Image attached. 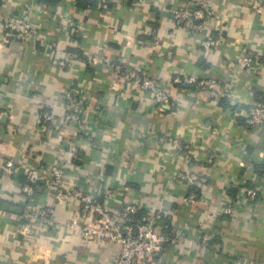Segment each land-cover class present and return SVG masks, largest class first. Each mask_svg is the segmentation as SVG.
I'll return each mask as SVG.
<instances>
[{
	"label": "crops",
	"instance_id": "1",
	"mask_svg": "<svg viewBox=\"0 0 264 264\" xmlns=\"http://www.w3.org/2000/svg\"><path fill=\"white\" fill-rule=\"evenodd\" d=\"M177 4L0 0V13L24 14L36 40L8 37L0 25V264H112L117 248L83 238L81 225L92 219L81 217L71 193L104 187L112 191L106 217H118L125 203L139 207L140 221L154 215L167 240L159 258L175 264L178 250L191 246L182 264H264V131L247 121L249 108L264 103V0H213L220 27L209 19L202 33L174 27ZM205 33L221 43L203 50ZM56 47L98 66L60 68L49 52ZM240 47L259 56L255 69L234 72ZM136 74L156 77L175 104H155L131 82ZM174 76L215 79L219 88L201 91L193 82L175 84ZM72 90L78 113L65 102ZM41 113L50 120L41 123ZM169 139L189 146L188 161ZM8 160L13 169L4 168ZM49 165L64 169L62 197L41 183L25 195L26 171ZM180 170L198 182L176 178ZM253 185L261 187L253 206L235 217L220 213L226 195ZM190 194L195 203L184 202ZM50 205L53 229L33 238L20 233L28 207ZM202 216L213 253L199 244Z\"/></svg>",
	"mask_w": 264,
	"mask_h": 264
},
{
	"label": "built area",
	"instance_id": "2",
	"mask_svg": "<svg viewBox=\"0 0 264 264\" xmlns=\"http://www.w3.org/2000/svg\"><path fill=\"white\" fill-rule=\"evenodd\" d=\"M135 3H141L143 0H133ZM177 5L172 10V23L174 27H185L193 33H202L204 22L209 19L215 20V25L219 29L220 21L215 14V6L213 0H177ZM0 25L4 34L8 37L23 40L36 41L33 34V26L24 14H7L0 13ZM221 43L219 36L206 34L200 41V45L205 51L216 48ZM48 49H51L50 47ZM49 52L53 57L54 63L60 68H67L76 61L85 63L90 68L98 66L96 60L86 59L75 53H71L62 47H56ZM259 64V56L254 55L245 47H240L234 59V72L240 73L243 71L253 70ZM172 81L175 84L181 83H196L201 91H217L219 84L215 79H199L198 81L192 77L181 78L174 76ZM132 83H134L139 90L146 93L155 104L173 105L168 94L162 87L161 83L156 77L146 74H136L132 76ZM79 96L76 91H69L65 94V102L70 105L72 112L78 113L79 110ZM73 117V116H72ZM41 123H46L50 120L47 113H41ZM75 118V117H74ZM80 120H77L79 122ZM248 125L252 128H260L264 131V103H256L252 105L247 113ZM78 124V123H77ZM80 126L84 127V122L80 121ZM178 151H183V159L188 161L190 159L188 152L190 151L188 145H183L182 142L169 139ZM259 165L264 167V150L260 153ZM5 169H13L14 163L12 160L5 161L3 164ZM65 172L63 167L59 165H49L46 167H35L26 171V184L22 187V192L28 197L34 192L37 184H43L45 190L50 195H54L56 199L61 198L65 190L64 182ZM176 178L185 181L189 186L195 185L198 182V177L194 173H187L180 170ZM261 187L260 185H253L252 187H242L239 193L234 197L226 195L225 205L222 207V215L235 217L239 212L245 211L247 208L254 205ZM73 198L78 200L80 205L81 217L86 219L91 217V222L81 225L83 238L89 242H98L100 246H115L118 251L117 259L112 264H174L169 260L159 258L158 254L162 251L166 238L159 233L154 227V215L149 214L144 217L142 224L133 225L132 217L139 212V207L135 204L125 203L120 206V213L116 218L106 217L107 201L110 202L112 198L111 189L104 187L102 192L98 194L86 193L79 189H74L72 192ZM103 195L106 202L102 206L99 203V198ZM196 197L188 195L185 197V203H195ZM27 215V222L23 224L20 233L30 238L32 234L38 231H49L53 229L55 224L54 206H44L40 208L28 207L25 212ZM204 217L198 223L201 229L200 246L204 247L208 252L211 251V240L213 234L208 232L209 221H205ZM73 226L77 224L73 221ZM206 229V231H205ZM183 236L181 231L175 232V237L179 239ZM191 247V246H190ZM181 249L176 254L175 264H182L191 259L190 250ZM180 249V248H178Z\"/></svg>",
	"mask_w": 264,
	"mask_h": 264
},
{
	"label": "trees",
	"instance_id": "3",
	"mask_svg": "<svg viewBox=\"0 0 264 264\" xmlns=\"http://www.w3.org/2000/svg\"><path fill=\"white\" fill-rule=\"evenodd\" d=\"M89 1H91V0H89ZM42 186H43V185H42ZM235 194H236V193L234 192V193H232V194H229L228 196H229V197H234ZM99 200H100V198H99ZM99 203H101V202H99ZM140 217H141L140 213L136 214L135 216L132 217V222H131V223H132L133 225L142 224L143 222L139 220Z\"/></svg>",
	"mask_w": 264,
	"mask_h": 264
}]
</instances>
